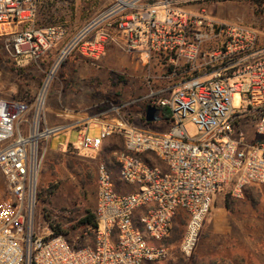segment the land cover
<instances>
[{"label": "built area", "instance_id": "2783aa9c", "mask_svg": "<svg viewBox=\"0 0 264 264\" xmlns=\"http://www.w3.org/2000/svg\"><path fill=\"white\" fill-rule=\"evenodd\" d=\"M41 6V0H0V42L19 69L39 66L61 46L32 103L0 96V264H161L172 254L169 241L181 212L188 222L180 251L192 258L216 194L230 186L242 197L246 187L264 185V24L229 23L176 0H113L67 37L64 26L37 23ZM111 49L146 70V93L125 106L141 101L145 114L148 106L167 108L171 128L157 134L118 121L98 123L99 137L88 135L90 125L77 130V143L66 146L75 151L98 152L108 138L123 137L125 151L114 156L122 185L135 190L116 193L113 171L101 164L96 241L74 249L64 236H45L36 217L44 144L67 129H42L45 102L69 57L96 59ZM236 94L240 110L233 107ZM28 115L33 120L25 132ZM187 122L198 135L188 132Z\"/></svg>", "mask_w": 264, "mask_h": 264}, {"label": "rangeland", "instance_id": "374dc122", "mask_svg": "<svg viewBox=\"0 0 264 264\" xmlns=\"http://www.w3.org/2000/svg\"><path fill=\"white\" fill-rule=\"evenodd\" d=\"M176 1L179 7L198 11L204 9L207 15L220 17L229 23L254 26L264 24L262 16L255 14V7L247 0H205L187 4ZM111 2L113 0H41L37 23L41 26H64L74 35L105 11ZM60 50L61 46L50 52L39 66L24 68L23 75L13 77L8 70L18 67L7 57L3 43L0 42V92L3 96L8 99L18 95L22 87L38 94ZM75 59L77 62L72 64ZM145 73L141 63L116 49L108 50L96 59L74 53L58 68L49 86L45 102L46 122H43L42 129L46 126H65L67 129L44 144L46 153L39 177L38 199H44L47 195L49 204L38 200L36 217L42 223L45 236L50 233L43 215L45 212L50 211L56 217V214L61 216L63 212L69 213L73 209H81L82 212L96 209L98 169L101 164L108 165L113 171L116 193L134 191L131 186L120 190L122 180L114 154L122 152L120 148L125 146L119 138L121 136H113L107 146L98 152L75 151L66 146L76 144L79 136L77 130L89 125L88 135L99 137L102 132V126L98 124L100 122L127 121L143 130L167 133L171 125L164 121L144 126L140 112L144 103L141 101L136 104L139 110L132 109L133 115L124 108L113 110V105L108 102L109 98H116L118 94L124 100L129 98L134 101L142 97L146 93L142 83ZM242 106V96L236 94L233 107L240 110ZM103 109L109 112L104 114ZM32 120L33 117L28 115L21 129L27 132ZM187 130L192 136L198 135L190 122H187ZM246 131L253 137L250 126H246ZM154 162L158 163L155 159ZM53 187L55 193L49 197L48 191ZM231 189L230 186L226 187L214 197L193 257L187 259L182 255V238L172 242L176 237L172 232L169 241L172 254L161 264H264V185L251 186L248 189L250 197L244 194L242 197H236L233 193L229 195ZM226 200L230 209L226 207ZM182 220L187 224L188 216L185 212H181L176 219V226L184 235L186 225H180Z\"/></svg>", "mask_w": 264, "mask_h": 264}, {"label": "trees", "instance_id": "16d2710c", "mask_svg": "<svg viewBox=\"0 0 264 264\" xmlns=\"http://www.w3.org/2000/svg\"><path fill=\"white\" fill-rule=\"evenodd\" d=\"M247 1L250 2L255 7V14L257 16L264 17V0H247ZM24 71H25L24 69H18L12 67L11 69L8 70V73L13 77H20L21 75H23V73H25ZM3 80H4V76H3ZM0 96L5 98L1 92H0ZM36 96L37 93L36 92L34 93L33 90L22 87L19 89L18 95H15L8 99H16L27 103H32L35 100ZM131 101L132 100H129V98H126L125 100L122 99V96H120V94H118L116 98L115 97L109 98L108 100V102L111 103L113 107H123L130 115H133V110L135 109L139 110V106L138 105L125 106ZM157 109L161 121L170 123L172 120L171 111L167 108H162V107H158ZM106 111H108V109H103V112ZM140 112L144 113L143 116L141 117V122L144 124L145 127L154 124V123L146 122L144 108ZM119 138L121 139L122 142H124L123 137H119ZM104 147L105 144L103 148ZM120 150L125 151V146L121 147ZM142 158L146 159V157L143 156ZM155 160L158 162L156 164L162 165V162L159 159L155 158ZM249 188H251V186L246 187L243 191L244 195L245 196L247 195L248 197H250L248 190ZM221 191L223 190H220V192ZM48 193H49V197H51V195L55 193V187L49 189ZM231 193L232 190H230L229 195H231ZM38 200L40 202H43L44 204L46 203L49 204L47 195L44 199L39 198ZM226 207L230 209V204L228 200H226ZM63 213L64 214H61V216L59 214H56L57 215L56 217H53L54 215L50 211L45 212L43 214L46 223L48 224V228L52 232V236H64L68 240V242L73 246L74 249L93 246L95 244L96 236L99 228V221L97 219L95 210H85L82 212L81 209L80 210L73 209L70 210L69 213L68 211H65ZM177 217L174 219V231H173L176 237L174 240H172V242L180 240L183 236V231L176 226ZM183 220L180 222V225L181 226L187 225L186 221ZM178 264H185V263L179 262Z\"/></svg>", "mask_w": 264, "mask_h": 264}, {"label": "water", "instance_id": "95a60500", "mask_svg": "<svg viewBox=\"0 0 264 264\" xmlns=\"http://www.w3.org/2000/svg\"><path fill=\"white\" fill-rule=\"evenodd\" d=\"M145 119L147 123H156L161 120L158 109L152 106L146 108Z\"/></svg>", "mask_w": 264, "mask_h": 264}, {"label": "crops", "instance_id": "0c3cea01", "mask_svg": "<svg viewBox=\"0 0 264 264\" xmlns=\"http://www.w3.org/2000/svg\"><path fill=\"white\" fill-rule=\"evenodd\" d=\"M41 7H42V6H41ZM40 9H41V8H40ZM38 14H39V13H38ZM216 18L221 19L220 17H216ZM261 19L264 21V17H262ZM70 36H72V35H71L70 33H68V36H67V37H70ZM76 62H77V59H75L74 62H73L72 64H74V63H76ZM112 138H113V136L110 137V138H108V139L106 140V142H105V145L108 144ZM106 146H107V145H106ZM126 187H127V186H125V185H120V190H126ZM133 190H135V189L133 188Z\"/></svg>", "mask_w": 264, "mask_h": 264}]
</instances>
